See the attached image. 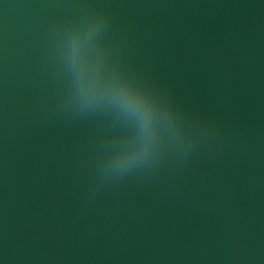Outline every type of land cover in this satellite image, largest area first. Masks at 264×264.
Masks as SVG:
<instances>
[{"label": "water", "instance_id": "1", "mask_svg": "<svg viewBox=\"0 0 264 264\" xmlns=\"http://www.w3.org/2000/svg\"><path fill=\"white\" fill-rule=\"evenodd\" d=\"M0 264H264V0H0Z\"/></svg>", "mask_w": 264, "mask_h": 264}]
</instances>
